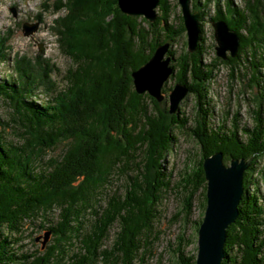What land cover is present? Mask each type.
<instances>
[{
  "label": "trees",
  "instance_id": "obj_1",
  "mask_svg": "<svg viewBox=\"0 0 264 264\" xmlns=\"http://www.w3.org/2000/svg\"><path fill=\"white\" fill-rule=\"evenodd\" d=\"M203 1L212 0H191V9L200 13L196 49L189 51L186 43L179 54L172 43L185 27L180 14L177 23L172 21L177 1L159 0L154 21L123 13L117 0H54L50 5L54 13L63 11L51 28L71 60L65 85L59 88L51 80L49 61L34 65L25 56L15 57L14 77L0 80L15 134L14 140L7 138L0 117V264L149 263L159 240L158 206L172 189L163 161L175 142L174 130L186 128L189 117L179 104L171 113L169 105L161 107L147 92L138 93L131 73L165 42L175 83L194 95L189 130L200 144L199 158L172 189L181 195L176 217L198 230L206 206L204 157L221 151L225 164L231 157L248 160L221 263L264 264V197L253 176L257 159L264 157V120L257 116L251 128L214 127L208 98L214 68L225 64L233 77L242 71L244 55L258 84L254 64L264 59V0H242V5L215 0L211 20L223 19L236 31L239 49L212 62L205 60ZM2 49L0 44V62ZM40 85L49 94L44 100L34 92ZM171 88L162 87L164 104ZM57 148V154L47 156ZM195 199L200 212L193 220ZM52 213L55 220L49 218ZM37 227L44 231L35 237L37 247L28 250L25 239ZM190 241L183 230L176 235L172 264H195V255L186 251Z\"/></svg>",
  "mask_w": 264,
  "mask_h": 264
},
{
  "label": "rangeland",
  "instance_id": "obj_2",
  "mask_svg": "<svg viewBox=\"0 0 264 264\" xmlns=\"http://www.w3.org/2000/svg\"><path fill=\"white\" fill-rule=\"evenodd\" d=\"M172 3L177 0H170ZM223 1V0H221ZM204 2V1H203ZM44 3L49 5V9H44ZM54 0H0V44L2 51L5 53L4 61L0 62V80L6 76H15L14 59L16 56H25L30 63L36 64L38 61H49L52 65L50 78L55 81L59 88L65 85L64 74L71 64L68 58L59 49L56 36L52 30L53 19L62 12L54 13L52 5ZM205 3V2H204ZM235 4L242 5V0H234ZM201 8L205 11L201 19L202 36L205 46L206 62L214 61L216 56L214 47L216 45L213 36V27L211 25V17L215 9V0L205 3ZM14 10V11H13ZM158 11V9H156ZM15 13V14H14ZM180 14V8L177 6L172 14V21L177 23L176 15ZM38 23L36 31L29 35H24L22 31V23ZM1 35L3 37H1ZM42 49V52L39 49ZM172 48L179 54L186 48V33L184 32L176 41L172 43ZM217 57V56H216ZM245 55L242 56V71L234 72V76L230 75L229 67L225 64H219L213 70V77L208 83V98H210V106L212 107L211 122L213 126L223 124L225 128H231L234 124H238L239 128L252 127L256 121V117L260 116L264 120V59L256 58L255 66L258 68L256 80L258 84L253 82L252 69L249 68ZM253 60V58H252ZM175 84L173 75L165 81L163 87H172ZM38 100H44L48 97V92L44 86L40 85L34 91ZM169 91L167 90V94ZM167 96V95H166ZM160 106L169 105L166 97L164 100L158 101ZM180 111H184L189 117L187 127L178 130L175 129L176 136L172 149L163 161L165 171L171 174V188L178 184L185 171L193 166L195 160L200 156V144L190 134L189 127L194 125L195 114V98L192 93H186L179 103ZM12 108L6 100L0 97V117L4 120V129L9 140H14V129L11 127ZM60 151L59 148L54 149L47 156L55 155ZM229 164V160L226 162ZM257 172L253 173L254 178L258 180L257 193L264 197V157L258 158L256 163ZM167 191L162 202L158 206L159 219L156 221V229L159 231V240L153 246V257L148 260V264H172L175 237L179 232H184L186 237L191 238L190 244L186 247L188 253H197V231L194 230L192 223L183 226L182 220L176 217L179 211L181 201L179 189ZM250 191H254V187L250 186ZM198 199L194 200V211L192 219L199 216ZM51 217V218H50ZM50 220H55V214L49 216ZM49 220V221H50ZM44 230L39 227L34 228L25 239L28 250H34L37 245L35 237L42 234Z\"/></svg>",
  "mask_w": 264,
  "mask_h": 264
},
{
  "label": "water",
  "instance_id": "obj_3",
  "mask_svg": "<svg viewBox=\"0 0 264 264\" xmlns=\"http://www.w3.org/2000/svg\"><path fill=\"white\" fill-rule=\"evenodd\" d=\"M183 19L186 43L189 51L196 49L200 37L198 10L191 9V0H177ZM159 0H117L119 9L128 15L143 16L149 21L156 18ZM14 11V10H13ZM15 14V13H14ZM215 39L216 56L225 59L227 53L235 56L239 49V36L223 19L211 21ZM38 23H22L24 35L36 31ZM170 43L159 44L151 57L134 70L132 80L138 93L147 92L157 101L165 94L162 87L173 73L172 56L168 53ZM42 52V49H39ZM188 92V87L175 83L168 93L169 112L173 113ZM249 161L231 157L225 164L221 151L204 157L202 166L206 178V206L197 230V253L195 264H222L226 228L238 215V203L243 194V172ZM50 233L46 232L42 243ZM39 237H37L38 240Z\"/></svg>",
  "mask_w": 264,
  "mask_h": 264
},
{
  "label": "flooded vegetation",
  "instance_id": "obj_4",
  "mask_svg": "<svg viewBox=\"0 0 264 264\" xmlns=\"http://www.w3.org/2000/svg\"><path fill=\"white\" fill-rule=\"evenodd\" d=\"M45 246V245H44Z\"/></svg>",
  "mask_w": 264,
  "mask_h": 264
}]
</instances>
